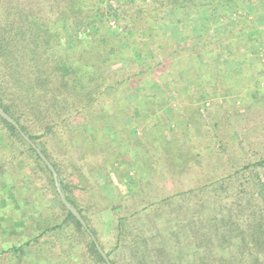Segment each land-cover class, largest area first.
<instances>
[{
    "label": "trees",
    "instance_id": "trees-1",
    "mask_svg": "<svg viewBox=\"0 0 264 264\" xmlns=\"http://www.w3.org/2000/svg\"><path fill=\"white\" fill-rule=\"evenodd\" d=\"M249 1L255 4L252 5L253 11L262 10V0ZM176 10L184 17L211 14L210 22L203 23V37L207 38L199 40L184 28L183 34L187 35L182 38L181 48H175L174 42L161 44L156 37L157 25L163 21L161 15ZM239 10L238 4L227 0H0V106L54 166L67 200L80 212L112 264H124L118 259V253L124 252L131 255L129 264H193L189 257L194 248L180 245L176 252L171 251L166 246L163 230L155 227L154 218H158L162 207L170 202L178 203L180 209L185 210L184 198L193 194L199 198L202 207L208 201V189L222 197L227 192H239L246 185L253 189V198L256 194L264 198V182L261 183L264 150L261 154L258 144L255 148L252 142L248 150L238 138L228 140L230 135L223 130L221 133L211 132L207 138L210 144L220 143L218 148L210 145L206 149L201 142V133L195 135L197 143L192 146L197 156H205L200 155L201 146V151L217 152L220 164L224 165L214 171L215 177L218 176L216 181L211 186L203 184L196 190L180 191L146 208L136 207L130 217H119L114 228L115 245L110 250L88 214L90 204L97 208L105 201V189L98 187L93 179L96 171H121L125 166L129 169L125 176L135 182V179L143 181L158 172V167L163 168L159 170L164 175L184 169L183 160L188 155L183 153L190 148L180 145L179 140L188 138L189 142L193 141L189 129H182L180 137L175 135L169 142L163 131L169 128L173 132V129L158 120L150 130L143 128L142 134H137V130L152 117L161 115L167 119L164 107L169 101H163L164 94L171 97L169 94L173 92L191 99L199 96L205 103L209 99V88L213 90L212 95L218 92L227 94L223 103L212 99L211 108L219 113L220 122H216L214 128L232 117L227 109L235 114L242 113L259 102L264 81L257 69L263 62L259 56L264 57V49L261 51L255 45L246 49L251 53V59L249 66L243 63L253 70V79H249L252 84L247 88L249 98L239 104L240 98L231 97V91L217 80L219 75L227 74L228 60L224 62L217 58L205 64L200 62L199 52H196L197 47H202L203 51L209 52L211 59L223 53L225 44L210 39L209 30L229 23V35L235 34V37L237 29L247 18L237 19L235 15ZM140 37L146 38L141 40ZM260 37L258 29L256 34L246 35L242 40L257 43ZM192 42H196L195 46ZM237 43L236 51L241 42ZM213 45L219 47L213 48ZM170 48L174 50L169 51ZM144 61L148 62L137 65V62ZM185 75L187 79L183 80ZM142 86L146 87L145 90L137 94L138 87ZM162 88L167 92H161ZM126 90L135 91L138 100H128ZM185 110L181 112L182 109L170 107L168 112L174 116L184 113V120L180 118L182 123L195 115L188 108ZM220 114L228 118L222 119ZM177 116L173 120L175 123L179 121ZM208 116L212 113L208 112ZM0 131V207L11 210V214L5 217L9 226L17 220L24 223L23 227H15L14 234L10 235L14 238L12 244H0V264L8 261L10 264H43L45 258L42 254L63 247H69L73 255H68L69 260L61 264H107L88 229L61 201L52 172L38 152L15 126L1 116ZM250 140L255 142V137ZM230 147L238 149L240 155L243 153L248 163L228 165L233 160ZM254 154L260 161L251 162ZM153 157L159 160V165L151 159ZM21 163L25 164L22 170L19 168ZM131 169L136 171V176H130ZM192 170L183 171L190 175ZM40 173L48 181V190L57 201L56 208L50 201L42 206L36 197L47 195L45 189L39 187L38 178L35 182L30 179H36ZM17 176L24 181L22 190L29 201L27 203L18 198L12 200L17 193L13 184ZM253 178L259 183L260 190L256 189L257 184H251ZM175 189L181 187L175 186ZM82 190L91 195L97 193V201L82 204L78 195ZM21 209L27 212L22 213ZM249 218L252 220L243 221L244 225L233 216L212 218L208 233L199 228L193 232L195 249L208 248L218 240L224 252L227 243H234L238 254L228 258L223 254L225 264H264V209L257 206ZM172 233L175 235L172 238L178 241L181 232ZM59 255L63 257V254ZM197 264H208V257H201Z\"/></svg>",
    "mask_w": 264,
    "mask_h": 264
},
{
    "label": "rangeland",
    "instance_id": "rangeland-1",
    "mask_svg": "<svg viewBox=\"0 0 264 264\" xmlns=\"http://www.w3.org/2000/svg\"><path fill=\"white\" fill-rule=\"evenodd\" d=\"M226 1V0H225ZM230 3H236L240 6L239 14H236L235 17L238 19L239 17L246 18L244 25H240V27L237 29V34L235 37V34L229 35L228 32V25L229 23L213 26L212 29L209 30L210 39L213 38L214 41L219 40L221 43H224L223 45V53L216 54V57L214 59L209 58L208 53L203 49L202 47H197L196 52H199V60L202 63H209L210 61H213L217 58L220 61L229 62L228 63V70H226L227 74L219 75L217 77V80H220V83L222 84V87L227 88L226 90L231 91V97L240 98L238 100L237 104L241 103V100H245L249 98V92H247V88L251 86L252 82L249 81V79L252 78L253 70L251 68H248L249 62L251 59V53L247 52V47L255 45L257 49L263 51L264 49V0L261 1L262 10L253 11L254 2L253 4L249 0H227ZM238 12V11H237ZM256 13V14H255ZM163 21H161L157 25V38L161 40V44H173L172 42L176 43L175 48L182 47V38L186 37L187 33L183 34V29L187 28L189 29L188 34L193 35L197 39L201 40L207 37H203L205 29L203 27V23L210 22L211 20V14H201L200 16H183L181 11H174L169 14H162ZM183 16V17H182ZM216 17H218L216 15ZM183 18L185 21H182ZM219 18V17H218ZM180 21V22H179ZM183 23V24H182ZM254 26V27H253ZM256 26V28H255ZM253 28V29H250ZM260 32V42L254 43L252 41L247 42L242 40L246 35L251 36L253 34H256V31ZM146 37H140L141 40H145ZM231 39V40H230ZM237 40V41H236ZM196 41V40H195ZM236 41V42H235ZM237 42L240 43V47L238 51H236ZM194 43L191 44L193 46ZM239 46V45H238ZM219 47L218 45H213V48ZM190 48V47H189ZM187 48V49H189ZM221 49V48H220ZM174 50V48H170L169 51ZM190 50V49H189ZM243 55H247L244 56ZM263 58V62L259 65L258 71H260V78L264 81V57L260 54L259 58ZM148 61L144 62H137L138 66H142L146 64ZM247 65H245L244 63ZM124 64H126L124 62ZM246 66V67H245ZM132 71H135V68L132 69ZM246 74V75H245ZM187 75H185L183 80H186ZM245 76V77H244ZM248 77V78H247ZM234 79H240L237 83H234ZM192 82L189 81V84ZM145 86L138 87L137 94H140L142 90H145ZM246 88V89H245ZM261 88V96H258L259 102L256 103L253 108L246 109L242 111V113H233L232 110H228V115L232 114V117L228 120L227 123L224 121L222 124H219L216 128H214V124L216 122H219V116L216 111L211 108V104L213 100H218L220 103H223V99L227 96V94H222L220 92L216 93L215 95H212L213 90L209 88L210 95L209 99L206 101H201L199 99V96L193 97V99L190 98V96H183L180 97L176 93L163 95L164 100L163 101H169V104L166 103L168 106L164 107L167 119L163 118L161 115H157L155 117H152L150 120H148L146 123L142 125V129L137 130V134H142V130L149 129L152 127L154 123H156L158 120H161L165 124L168 125V127L173 129V132L171 129L166 128L165 131H163L164 137L167 141L172 142L171 140L176 135L177 138L180 137L181 130L184 128H187L191 131L190 136L193 137V141L189 142L188 138H181L179 140V144L182 146H189L188 152H184L183 154L188 155L187 158H184L185 164L182 165L184 169H193L191 172L192 174H188V172L183 171L184 169L180 170H174L171 171L170 174L164 175L163 172L160 170L163 169L162 167H158V172L153 173L150 177H147V179H144L143 181H139L138 179H135L134 181H130L125 174L128 172V167H122L121 171H114L112 169H108V171L101 172L96 171L93 173V179L98 184V187L105 189V201L102 202L100 206L97 208H93L92 204H90L89 208H91L88 211V214L91 215L92 220L94 223H96V226H98L100 238L104 242L107 249H111L113 245H115V240L113 238L114 235V228L116 220L121 216H128L130 217L132 213L135 211V208H146L149 207L148 205L152 204L153 202H158L159 200H166L168 197H171L175 195L176 193L180 191H187L190 189H197L203 184L211 186L215 181L216 178L214 175V171L218 168L221 169L224 164H220V161L218 160V157L216 155L217 152L215 151H201L203 146L200 147V155L205 154V158L202 156H197L196 152L192 150V146L195 144V135L196 134H203L201 142L204 147L207 149V146H217L219 147L220 143L218 144H210L207 140L208 135L213 132H219L224 130V132L229 133L228 140L238 138L239 141L241 140V143L243 147L250 150L251 142L253 143L252 146L256 148V144H258V149L261 154H263L264 150V82L263 86ZM135 90V89H134ZM161 92H167L163 88ZM201 93L203 90L200 91ZM198 92V93H200ZM127 93V98L129 95V99L138 100L137 94L135 91H125V94ZM121 96V95H120ZM213 99V100H212ZM127 105L129 103L126 102ZM205 104V105H204ZM170 107L174 108L175 110H183L181 112H185L186 108H188L191 112H195L194 116H190L191 119H187L186 121L180 123V118L184 120V113L176 114L177 119L179 120L178 123L173 122V120L176 118V116L172 115L170 112H168V109ZM111 109V108H110ZM167 109V110H166ZM208 109V110H207ZM212 109V111H211ZM208 112L212 113V116H208ZM189 112L187 111L186 114ZM197 113V114H196ZM200 113V115H199ZM183 115V116H182ZM221 118H226L227 116L221 115ZM175 117V118H174ZM211 117L213 119V122L211 123ZM228 118V117H227ZM125 121V120H124ZM220 123V122H219ZM211 124V125H209ZM234 133H237V136H234ZM255 137V142L251 141V137ZM0 138H1V131H0ZM197 143V142H196ZM238 143V142H237ZM160 151L161 148L158 145V143L155 144ZM253 147V148H254ZM160 148V149H159ZM216 149V148H215ZM231 149V147H230ZM209 150V149H208ZM232 153V161L228 165H236V164H247L245 160V156L242 153L240 155V152L238 149L235 148L231 149ZM1 154V152H0ZM257 154H254L252 158L250 159L251 162H257L260 161L255 156ZM258 156V155H257ZM259 157V156H258ZM153 161H157L159 165V160L156 157L151 158ZM162 166V165H160ZM194 166V168H192ZM156 167V164H155ZM264 167V166H263ZM20 170L25 168V164L21 163L19 165ZM260 168V167H258ZM160 169V170H159ZM15 170V169H14ZM199 171V173H197ZM261 170V169H260ZM231 169H229L230 173ZM136 171L131 169L130 170V176H136ZM166 174V173H165ZM226 174V173H225ZM251 175V174H250ZM262 182H264V173L262 174ZM249 176V175H248ZM38 178V181H37ZM213 178V179H211ZM31 181H37L39 187L44 188L47 195H37V199H39L43 205L46 206L47 202H51V206L56 208L57 207V201L55 197L53 198L49 192L48 188V181L45 180L40 173L36 179L35 177L30 178ZM255 178L251 180V184L255 183L257 184L255 187L257 190H260L259 183H256ZM139 181V184H138ZM23 179L20 176H17L13 180V184L15 188L17 189V193H15L14 197H12V200L21 199L23 202H29L26 201L25 197V191L22 190ZM188 182L189 185H188ZM253 185V184H252ZM175 186L181 187V189H175ZM208 186V187H209ZM233 189V188H231ZM235 190V189H233ZM239 192L234 191L232 194L229 192L224 193L222 197H217L215 193H213V190L210 188L207 192L208 201L205 203L204 206L201 207V203L198 202L199 198L197 196H194L193 194L190 197L184 198L186 203V209L182 210L180 209V205H177L176 203H168L165 206L162 207V212L159 214L160 216L156 219V225L155 227L157 229H162L163 233L166 237L167 241V248H169L171 251L176 252V249L179 248V246H186L191 248H194V251L192 252V256L189 257L193 264H197V262L200 263L201 257H208V264H225L223 257V254L225 258H228L229 256L233 254H238L237 252V245L232 243L230 245L227 243L225 245V251L223 252L219 245L221 244L220 241H214L212 245H209L207 247L195 249L196 242H194V231L198 228L203 233H208L209 230V224L210 220L216 216L224 215V216H233L235 218L240 219V224L244 225L246 222H249L248 220H252L249 217L252 216L254 209L259 206L264 209V198L256 194V196L252 197L253 189H251L248 185L246 187H241L239 189ZM97 192V190H95ZM9 192V191H8ZM260 192V191H259ZM256 193V192H255ZM80 194V201L82 204H87L89 202H92L93 200L97 201V193H94V195H91L86 193L84 190L78 191V195ZM229 194V196H226ZM225 196V197H224ZM102 200V199H101ZM87 202V203H86ZM100 203V202H99ZM22 210L23 212H27V210ZM137 210V209H136ZM11 210L9 208H2L0 207V244L1 246H8L13 243L14 238H12V234H14V228H20L24 226V223L21 220H17L12 222L13 225L9 226V223L6 222L5 217L7 215H10ZM180 212V213H179ZM46 214V213H45ZM16 216V215H15ZM153 217H157V215H153ZM243 220H242V219ZM191 221V223H190ZM245 223H244V222ZM239 222V221H238ZM180 229V230H179ZM182 229V230H181ZM174 231H180L181 234L179 235V240H175L172 237H175V235L171 232ZM149 234L152 235V232ZM11 235V236H10ZM65 238L64 240H66ZM156 241V240H155ZM66 242V241H63ZM62 242V243H63ZM220 242V243H219ZM155 243V242H153ZM153 243H151V246H153ZM101 246V245H100ZM4 248V247H3ZM49 248H47L48 250ZM103 249V248H102ZM105 252V251H104ZM196 252V255L193 256V253ZM106 253V252H105ZM59 254H63V257ZM40 257V254H37ZM68 255H73L72 250L69 247H63L59 249L58 251L54 250L53 252H48L47 254H42L44 262L43 264H61L67 260H69ZM115 256V255H114ZM197 257V258H196ZM121 259V261L124 262V264H129L131 261V255L129 252L124 253H118V259ZM222 258V259H221ZM197 260V262H196ZM128 262V263H127ZM33 262L29 263L32 264ZM3 264H10V262H3ZM20 264V263H19ZM23 264V263H21ZM246 264V263H242ZM249 264V263H248ZM253 264V263H252Z\"/></svg>",
    "mask_w": 264,
    "mask_h": 264
},
{
    "label": "water",
    "instance_id": "water-1",
    "mask_svg": "<svg viewBox=\"0 0 264 264\" xmlns=\"http://www.w3.org/2000/svg\"><path fill=\"white\" fill-rule=\"evenodd\" d=\"M0 116L3 117L5 120H7L9 123H11L13 126H15V128L21 133V135L24 137V139L38 152V154L40 155V157L42 158V160L45 162V164L48 166V168L51 170L53 178H54V182L57 188V191L59 193V196L61 198V201L63 202V204L67 207V209H69L72 214L81 222V224L86 228H87V224L84 221L82 215L80 214V212L77 210V208L72 205L66 197L65 192L63 191L61 184L59 182L58 179V173L56 172L54 166L51 164V162L47 159V157L42 153V151L36 146V144L22 131L21 127L19 126V124L9 115L5 112V110L0 106ZM89 234L91 235L92 239L95 241L96 247L98 249V251L100 252V254L102 255V257L106 260L107 264H112L109 257L107 256V254L104 252V250L102 249V247L100 246L99 242L97 241V239L95 238V236L93 235V233L88 229Z\"/></svg>",
    "mask_w": 264,
    "mask_h": 264
}]
</instances>
